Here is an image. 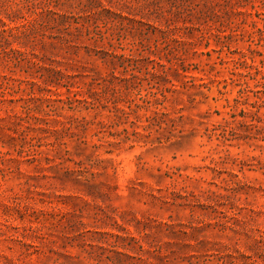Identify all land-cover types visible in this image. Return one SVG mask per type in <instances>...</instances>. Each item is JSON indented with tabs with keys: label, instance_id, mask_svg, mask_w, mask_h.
<instances>
[{
	"label": "rangeland",
	"instance_id": "rangeland-1",
	"mask_svg": "<svg viewBox=\"0 0 264 264\" xmlns=\"http://www.w3.org/2000/svg\"><path fill=\"white\" fill-rule=\"evenodd\" d=\"M0 264H264V0H0Z\"/></svg>",
	"mask_w": 264,
	"mask_h": 264
}]
</instances>
